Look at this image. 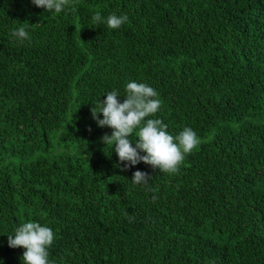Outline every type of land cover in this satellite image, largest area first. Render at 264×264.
Returning <instances> with one entry per match:
<instances>
[{"label":"trees","instance_id":"16d2710c","mask_svg":"<svg viewBox=\"0 0 264 264\" xmlns=\"http://www.w3.org/2000/svg\"><path fill=\"white\" fill-rule=\"evenodd\" d=\"M132 81L161 100L141 126L197 133L175 174L101 141L91 109ZM29 221L50 264H264V0H0V264H23L7 236Z\"/></svg>","mask_w":264,"mask_h":264},{"label":"clouds","instance_id":"9594fccd","mask_svg":"<svg viewBox=\"0 0 264 264\" xmlns=\"http://www.w3.org/2000/svg\"><path fill=\"white\" fill-rule=\"evenodd\" d=\"M32 3L47 12L54 10L59 14L69 5V0H32ZM105 19L109 29H118L128 21V16H117L112 13L104 18L100 12H96L91 17L97 25L104 23ZM12 35L18 40L29 39L28 32L23 26ZM126 93L124 102L120 103L117 98L121 95L115 90L110 91L105 95L106 99L103 102L98 100L100 106L98 111L91 109L92 118L98 127L106 126L113 130L111 135L105 134L101 138L102 143L110 145L111 149L115 145L118 160L126 162L122 171L138 163H144L159 169L160 172L177 173L185 155L200 143L197 133L191 127H185L175 137L174 142V137L166 131L167 125L160 119H147L141 126L146 117L154 115L160 109L161 100L158 92L145 83L132 81L127 83ZM98 114H102L103 119H98ZM137 128L138 139L133 142L129 137L133 136L134 129ZM149 179L147 173L137 170L133 173L131 182L138 185L147 184ZM53 240L54 233L51 228L32 221L18 227L14 236H7L10 248L25 249L21 257L23 264H50L48 248Z\"/></svg>","mask_w":264,"mask_h":264}]
</instances>
